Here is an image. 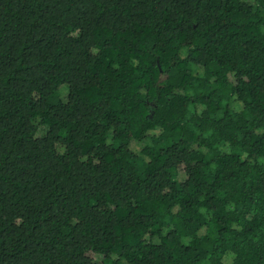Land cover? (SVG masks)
Here are the masks:
<instances>
[{
  "label": "trees",
  "instance_id": "obj_1",
  "mask_svg": "<svg viewBox=\"0 0 264 264\" xmlns=\"http://www.w3.org/2000/svg\"><path fill=\"white\" fill-rule=\"evenodd\" d=\"M0 264H264V0H0Z\"/></svg>",
  "mask_w": 264,
  "mask_h": 264
}]
</instances>
